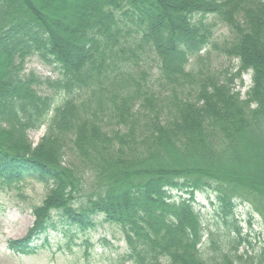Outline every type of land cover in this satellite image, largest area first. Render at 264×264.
Segmentation results:
<instances>
[{"label": "trees", "instance_id": "1", "mask_svg": "<svg viewBox=\"0 0 264 264\" xmlns=\"http://www.w3.org/2000/svg\"><path fill=\"white\" fill-rule=\"evenodd\" d=\"M81 1L64 34L49 0H0V188L47 187L10 248L34 253L50 228L87 231L103 216L132 264H264V245L240 252L252 243L238 214L249 205L264 242V0ZM218 21L230 30L220 43ZM212 44L236 73L208 72ZM34 55L59 77L27 72ZM142 59H156L155 84ZM209 190L222 226L205 243L194 199Z\"/></svg>", "mask_w": 264, "mask_h": 264}, {"label": "rangeland", "instance_id": "2", "mask_svg": "<svg viewBox=\"0 0 264 264\" xmlns=\"http://www.w3.org/2000/svg\"><path fill=\"white\" fill-rule=\"evenodd\" d=\"M51 8H54L55 16L61 19V30L64 34L68 33L74 26V21L77 18V12H73L67 6L71 0H49ZM81 4L82 1L79 0ZM59 17V18H60ZM219 22V21H218ZM217 22L215 29L214 42L220 43L225 38L230 37V30L225 24ZM206 50H203L207 53ZM210 51V59L207 60L209 65L208 72L220 71V76H230L236 73L237 62L235 60L224 57L218 49L214 48L213 44L208 47ZM141 66L146 69L151 67L148 79L155 84L158 69L156 59H152L150 64H147L143 59L140 62ZM147 64V65H146ZM27 72L35 71L38 75L56 79L59 77L57 70L51 65H47L37 55L30 57L27 60ZM248 83L244 90L250 84V75H246L243 79L241 76L234 78L235 88L238 90L241 81ZM42 92L49 94L48 88H42ZM243 92V88H242ZM45 128L30 131L29 136L33 146L39 143L43 136ZM46 185L38 182L35 179L24 180L19 188L6 189L0 188V264H132L126 259V244L123 239L121 227L104 221L103 217H97V226L88 231H80L75 227H62L59 229H51L46 236L37 238L34 245L37 247L36 252L31 254H18L12 252L7 244L9 240H19L23 238L28 229L34 222L33 207L40 204L45 192ZM215 194H208L206 191L196 193L197 209L203 213L206 224L207 235L204 237L205 243L209 240V232L218 229L222 226V221L216 216ZM238 214L240 215L241 227L243 235L251 240L252 246L248 243L240 248L243 253L246 250L249 254L254 253L259 247L263 248L264 242L260 241L255 233L260 227L256 225L255 230L251 229L247 220V208L239 207ZM259 219V217H257ZM252 236V237H251Z\"/></svg>", "mask_w": 264, "mask_h": 264}]
</instances>
